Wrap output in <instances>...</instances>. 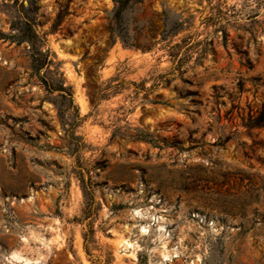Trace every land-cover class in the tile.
I'll use <instances>...</instances> for the list:
<instances>
[{
    "label": "rangeland",
    "instance_id": "rangeland-1",
    "mask_svg": "<svg viewBox=\"0 0 264 264\" xmlns=\"http://www.w3.org/2000/svg\"><path fill=\"white\" fill-rule=\"evenodd\" d=\"M38 6L72 98L0 40V264H264V0Z\"/></svg>",
    "mask_w": 264,
    "mask_h": 264
},
{
    "label": "trees",
    "instance_id": "trees-1",
    "mask_svg": "<svg viewBox=\"0 0 264 264\" xmlns=\"http://www.w3.org/2000/svg\"><path fill=\"white\" fill-rule=\"evenodd\" d=\"M7 4L12 3V8L15 9V14L11 18L9 31L7 33L0 32V40L3 42L9 41L17 46L25 44L29 46L28 56L30 58L31 75H39L40 71L44 68L49 69L50 66H54V77H48L52 74L50 70H47L45 75L42 76L40 82L48 93L60 92L61 96L72 98V92L70 86H64L63 73L59 72V64L53 63L50 56H54L50 50L44 51L41 46L44 42L42 36L36 31L37 26V11L39 10L38 0H1ZM129 0H112L115 5L114 12L109 19V33L110 38L114 39L116 32V26L121 18L122 11L126 8ZM18 6V7H17ZM124 45L126 43L123 40ZM127 46V45H126ZM135 49H139L137 46H130ZM145 51L144 48L141 49ZM150 51V48L146 49ZM173 61L177 59L178 66L181 65L182 59L178 58L176 54H171ZM74 126V125H73ZM248 129H261L264 128V110L257 112L256 116L250 115L246 124ZM71 128L66 130V135L69 136L71 142H79V138L71 132ZM141 139L148 141L147 134H144ZM85 241L86 236L84 237Z\"/></svg>",
    "mask_w": 264,
    "mask_h": 264
},
{
    "label": "bare ground",
    "instance_id": "bare-ground-1",
    "mask_svg": "<svg viewBox=\"0 0 264 264\" xmlns=\"http://www.w3.org/2000/svg\"><path fill=\"white\" fill-rule=\"evenodd\" d=\"M13 258H14V259H18L19 257H18L17 254H14V255H13Z\"/></svg>",
    "mask_w": 264,
    "mask_h": 264
}]
</instances>
